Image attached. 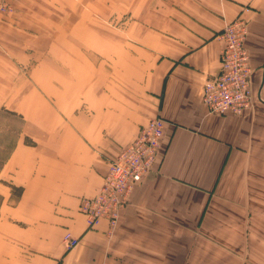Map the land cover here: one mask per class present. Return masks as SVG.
<instances>
[{
  "label": "crops",
  "instance_id": "1",
  "mask_svg": "<svg viewBox=\"0 0 264 264\" xmlns=\"http://www.w3.org/2000/svg\"><path fill=\"white\" fill-rule=\"evenodd\" d=\"M31 1L12 0L15 12L0 14V42L36 26L19 11ZM95 2L114 9L94 13L95 29L101 21L108 36L140 37L118 47L137 56L138 68L108 72L105 81L63 78L94 87L59 93L57 109L45 102L21 109L17 100L38 94L46 101L50 93L11 91L9 111L24 124L0 178L24 190L3 223L11 234L0 235V264H264V0ZM237 17L249 26L253 106L217 115L202 89L220 69L219 33ZM154 116L165 125L158 165L113 234L106 218L90 226L82 198L96 195L111 162Z\"/></svg>",
  "mask_w": 264,
  "mask_h": 264
},
{
  "label": "rangeland",
  "instance_id": "2",
  "mask_svg": "<svg viewBox=\"0 0 264 264\" xmlns=\"http://www.w3.org/2000/svg\"><path fill=\"white\" fill-rule=\"evenodd\" d=\"M13 6L12 13L16 9L14 4ZM27 8L28 10L22 8L19 11H28L33 15L31 23L36 26L29 29L28 35H5L0 42V61H10L13 64L11 67L0 64V96H6L0 97V166L8 157L24 124L21 116L9 111L11 91L19 88L20 93H50L46 101L38 94L30 99L17 100L21 109H27L29 104L31 108H38L44 102L48 107L57 109L59 93L65 90L70 93L75 88H78V92L86 93L85 91L94 87V82L65 84L63 78L75 76L105 81L109 75L120 77L121 70L125 68L131 67V72L138 68L134 66L137 56L129 53L128 48L124 51L118 47L128 43L130 39L138 41L140 37L108 36L106 25L101 21L98 27L103 29L94 28V13L106 14L114 10L108 8L107 4L94 3V0H35ZM45 14H56L62 18L46 19L43 18L46 17ZM70 18L71 25L66 24ZM94 30L100 34L94 35ZM147 40L149 41V37ZM1 180L0 235H10L9 228L3 223L11 217L9 206L14 205L16 197ZM67 234L74 237L66 232L63 239Z\"/></svg>",
  "mask_w": 264,
  "mask_h": 264
},
{
  "label": "built area",
  "instance_id": "3",
  "mask_svg": "<svg viewBox=\"0 0 264 264\" xmlns=\"http://www.w3.org/2000/svg\"><path fill=\"white\" fill-rule=\"evenodd\" d=\"M13 10L12 0H0L1 14H10ZM248 33V23L241 17L226 23L219 33L223 41L220 69L205 81L201 96L209 113L243 115L253 106ZM164 137V119L154 116L115 157L96 195L83 197L80 203V211L86 214L90 226L106 218L109 232L113 234L135 188L158 165ZM64 242L71 248L78 241L67 234Z\"/></svg>",
  "mask_w": 264,
  "mask_h": 264
},
{
  "label": "trees",
  "instance_id": "4",
  "mask_svg": "<svg viewBox=\"0 0 264 264\" xmlns=\"http://www.w3.org/2000/svg\"><path fill=\"white\" fill-rule=\"evenodd\" d=\"M13 114H15V112H12ZM26 141L30 144L33 143V141H29L27 140V138H25ZM2 182H4L5 184L9 185L11 187V190H12V194H14V196L17 198V197H20L23 193V190L24 188L22 186H17L15 184H12L8 181H5V180H2Z\"/></svg>",
  "mask_w": 264,
  "mask_h": 264
}]
</instances>
